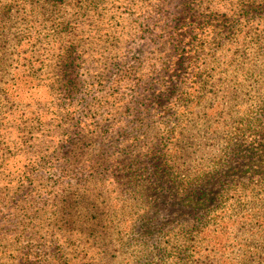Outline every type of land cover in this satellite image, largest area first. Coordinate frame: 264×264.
I'll use <instances>...</instances> for the list:
<instances>
[{
	"label": "rangeland",
	"instance_id": "1",
	"mask_svg": "<svg viewBox=\"0 0 264 264\" xmlns=\"http://www.w3.org/2000/svg\"><path fill=\"white\" fill-rule=\"evenodd\" d=\"M0 19V264H208L212 245L239 261L231 225L186 249L194 214L169 191L141 222L121 175L196 102L194 122L257 140L215 191L243 215L264 182V0H0Z\"/></svg>",
	"mask_w": 264,
	"mask_h": 264
},
{
	"label": "trees",
	"instance_id": "2",
	"mask_svg": "<svg viewBox=\"0 0 264 264\" xmlns=\"http://www.w3.org/2000/svg\"><path fill=\"white\" fill-rule=\"evenodd\" d=\"M2 25L4 24L0 19V27ZM162 98L163 92L157 91L149 102L154 106L160 104ZM197 105L198 103L192 102L181 113L177 112L180 116L187 115L192 119L179 118L171 128H164L170 140L164 150L158 146L159 143H152L148 151L132 154L123 163V183L133 186L140 183L136 192L144 204L141 222L153 221L151 209L155 212L157 197L168 191L183 207L193 212L191 222L177 224L181 232L194 237L192 244L186 249L193 250L195 243L205 234H226L225 229L231 225L234 234L232 243L237 246L234 254L239 261L229 256L222 257L218 254V248L212 245L210 249L204 248L202 252H207L199 256L208 264H264V182L252 186L256 191L243 204L245 212L239 219L227 215L231 209L238 210L239 204L221 203L217 198L220 194L216 197V192L227 182L228 176L236 171L233 167L242 145H250L257 140L244 134L247 125L244 120L233 123L225 118L224 121L206 120L201 124L194 122L196 119L193 117L198 115ZM261 108H264V103ZM146 109L148 110L147 107ZM207 113L212 118L219 111L218 108H213ZM255 121L259 126L260 123ZM260 127L264 129V125ZM184 137H193L194 145H184L180 141ZM261 137H264V133ZM211 151L213 155L209 154ZM193 153L207 163L199 168L191 164L195 163V158L189 159L188 154L194 155ZM229 242L228 235L222 245ZM157 249L161 251L162 246Z\"/></svg>",
	"mask_w": 264,
	"mask_h": 264
}]
</instances>
